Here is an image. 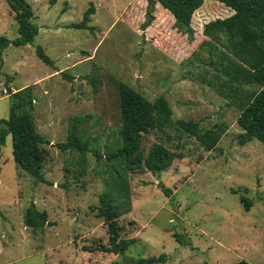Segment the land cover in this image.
Returning a JSON list of instances; mask_svg holds the SVG:
<instances>
[{
    "label": "rangeland",
    "instance_id": "obj_1",
    "mask_svg": "<svg viewBox=\"0 0 264 264\" xmlns=\"http://www.w3.org/2000/svg\"><path fill=\"white\" fill-rule=\"evenodd\" d=\"M27 1L39 34L33 44L4 51L0 120L8 119L13 103L8 88L14 93L33 90L35 100L25 110L33 113L38 133L49 142L43 146L47 183L18 168L8 136L0 157V264H133L127 259L161 256L166 261L160 264H263L264 145H238L243 133L237 124L240 111L219 93L224 78L211 65L212 60L218 64V58L203 45L210 39L198 36L206 24L232 11L205 0L193 18L195 34L189 37L175 30V20L160 5L154 22L144 29L146 0ZM91 7L95 13L89 26L94 31L75 28ZM0 37H19L15 13L5 0H0ZM39 47L55 69L37 56ZM6 76L13 79L7 87ZM90 80L101 84L97 94ZM120 83L150 102L166 98L173 122L199 123L201 133L215 125L227 128L211 152L194 137L180 139L168 129L143 136L145 155L161 144L177 159L160 180L149 172L129 175L132 209L118 222L122 239L135 243L124 256L99 251L109 246V237L94 208L111 164L58 147L67 140L70 119L77 116H91L84 129L86 136L97 139L93 147L108 152L121 146ZM161 184L172 190L171 198ZM242 197L252 202L249 211ZM32 206L46 211L53 226L26 227L25 215Z\"/></svg>",
    "mask_w": 264,
    "mask_h": 264
},
{
    "label": "trees",
    "instance_id": "obj_2",
    "mask_svg": "<svg viewBox=\"0 0 264 264\" xmlns=\"http://www.w3.org/2000/svg\"><path fill=\"white\" fill-rule=\"evenodd\" d=\"M5 1L15 13L19 37L14 40L0 37L1 66L7 48L33 44L39 34L38 27L33 23L35 19L33 8L27 0ZM146 1L148 21L144 24V29L152 25L155 20V9L160 5L175 20L174 28L178 33L194 36L193 18L204 6L205 0ZM213 1L223 4L233 12L231 16L211 21L203 28L204 36L210 39L203 45L210 48L209 53L212 58L216 53L219 61L216 64V60H212L211 65L215 66L217 72L224 78L218 91L225 99L232 101V107L240 111L237 124L243 133L237 137L238 145L244 147L253 141H259L264 145V0ZM94 13L95 9L89 8L84 14L82 23L74 27L93 32L94 28L89 24ZM36 54L46 65L55 69V63L41 47L37 48ZM0 76H3L1 71ZM65 77L69 81L74 80L71 76L65 75ZM217 78L219 79L220 76L218 75ZM12 80L10 76H6V87ZM89 83L97 94L101 84L94 80H90ZM212 85L210 83V86ZM247 88L252 90L248 92ZM119 90L123 121L120 131L121 146L108 152H101L98 147H93L97 139L86 136L84 129L91 116H77L70 119L67 140L58 147L61 152H73L84 159L86 155L93 154L99 164L103 162L111 164L105 171L108 177L105 190L99 196V205L94 208L98 216L104 219L109 237V246L99 247V251L124 256L129 247L135 243L134 239H122V227L118 222L122 216L131 213L132 209L129 175L149 172L160 180L161 174L168 171L177 159L173 151L161 144L153 145L145 155L142 146L143 136L168 129L178 132L180 139L184 136L194 137L204 150L211 152L217 148L227 128L223 125H215L212 129L201 133L199 123L185 120L173 122V110L166 98L159 97L154 102H150L125 83H120ZM8 91L13 103L8 119L0 120V157L7 137L11 135L13 159L18 168L39 182L47 183L43 173L46 160L43 146L48 145L49 142L38 133L33 113L25 110L35 100L33 90L27 88L14 93L8 88ZM230 91L233 97L229 94ZM160 189L168 198L172 197L171 189L163 184L160 185ZM241 202L247 211L251 209L252 202L249 199L242 197ZM24 223L26 227L33 229L53 226L49 222L48 213L39 211L35 206L28 208ZM175 238L177 241L180 240L177 235ZM165 261L166 258L163 256L137 261L127 259V263L133 264H160ZM236 264L251 263L243 260Z\"/></svg>",
    "mask_w": 264,
    "mask_h": 264
},
{
    "label": "crops",
    "instance_id": "obj_3",
    "mask_svg": "<svg viewBox=\"0 0 264 264\" xmlns=\"http://www.w3.org/2000/svg\"><path fill=\"white\" fill-rule=\"evenodd\" d=\"M232 14H233V12H232ZM198 36L199 37H203L204 39H208L209 40V38H207L206 36H204L203 35V30H201L200 32H198ZM35 96V95H34ZM2 184V183H1ZM47 227V226H46ZM54 227H57V226H54ZM23 238V241H21V242H23V244H24V241H25V239H24V237H22ZM18 244V243H17ZM1 248V247H0ZM1 250V249H0ZM33 253H36V252H33ZM29 254H32V252H30ZM27 255L28 254H26V255H24V256H22V257H20L22 260H24V259H26L27 258ZM25 257V258H24ZM21 260V261H22ZM20 260H16V261H14V262H19Z\"/></svg>",
    "mask_w": 264,
    "mask_h": 264
}]
</instances>
